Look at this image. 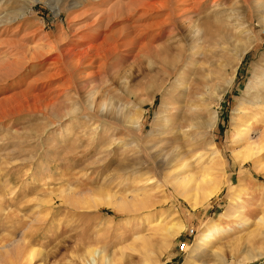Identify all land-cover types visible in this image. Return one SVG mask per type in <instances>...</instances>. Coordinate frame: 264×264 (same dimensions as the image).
<instances>
[{
	"label": "rangeland",
	"instance_id": "374dc122",
	"mask_svg": "<svg viewBox=\"0 0 264 264\" xmlns=\"http://www.w3.org/2000/svg\"><path fill=\"white\" fill-rule=\"evenodd\" d=\"M127 1L0 0V99L15 97L0 107V264H20L19 241L39 251L31 264H69L91 247L105 256L104 264H264V150L256 164L235 156L264 129L258 115L249 119L255 107L243 98L264 64V18L243 6L231 25L249 31L237 32L230 45L215 37L202 44L206 95L233 77L212 102L215 127L159 136L171 94L154 91L151 72L133 63L131 49L121 46L100 59V67L82 68L68 90L66 70L57 74L67 49L98 37L106 24L97 21L100 15L124 11ZM224 1L223 7L233 4ZM249 38L256 43L237 59L238 45ZM47 101L54 106L45 108ZM130 120L141 125L138 131ZM93 125L101 144L91 138ZM210 161L218 169L204 179ZM121 163L128 167L122 170ZM181 171L194 176L176 185L171 179ZM209 188L219 190L202 202ZM180 191L198 204L192 208ZM219 220L224 229L202 238ZM171 226L178 232L163 228Z\"/></svg>",
	"mask_w": 264,
	"mask_h": 264
},
{
	"label": "bare ground",
	"instance_id": "6f19581e",
	"mask_svg": "<svg viewBox=\"0 0 264 264\" xmlns=\"http://www.w3.org/2000/svg\"><path fill=\"white\" fill-rule=\"evenodd\" d=\"M125 4H127V7L124 11L116 13L114 12V10L109 9L108 11L100 15L97 21L101 22L105 20V27L101 30L100 35H97L98 37L93 36L91 38V42L89 44H87L88 42H86V44L84 43L85 46H83L81 49H74L75 47L73 49H67L68 52L66 54V60L64 62L65 67H59L60 69H58L59 72L57 73L61 75H65V73L68 74L67 78L65 77L66 79L63 86L66 87L67 90L70 89L73 86L75 79L78 78L79 75H83L84 69L90 67L93 69L95 68L94 65H96V63H98L97 67H100L104 64L108 57L111 54L115 53L121 46L126 49L129 48V50L126 51L131 52L130 49L132 50V55L134 57L133 63H144L146 70L151 72L152 84L156 82V84L154 85V91L162 93V95L165 96H169L171 94L170 96L172 100L169 104L170 106H166L165 109L161 110L162 113L160 115V125L164 127V129L161 132L156 133V135L160 136V134L168 132H186L189 129L195 128H200V130H203V132L205 130L206 133V131L213 129L217 123V113L215 112L216 110L214 111V109H212V102L217 101L222 97L228 86H230L229 84L232 83L233 77L226 81V85H223V87L214 88L211 91V94H209L208 92L209 95H206V88L208 89L207 83L204 80V74H206V72L202 74L201 70L199 69V56L201 55L202 44L203 42L208 41L211 37L218 38L220 40L218 43L222 42V44L225 45L232 44V40L236 36L235 34L237 32H240L241 34L246 33L249 30L247 26H244L243 29L239 31L236 28L237 26L235 24L231 25L233 19L231 18V16L238 14L241 10H243L244 7L246 9L252 8L255 17H257L261 22L264 20V0H233V4L228 5L229 7H223L225 4L224 0H131L127 1ZM121 22H124L123 25H119V23ZM241 24H243V22H241ZM221 25L223 26V29L219 28L221 27ZM230 25L232 28H230ZM262 25L264 28V23H262ZM233 28L234 31L233 33H231L230 30ZM85 36L86 35H84V38ZM87 36L90 37L92 35ZM251 38H249L250 40L248 39V41L246 40L245 43L238 45L239 49L236 54L237 59L240 60L242 55L256 43V41L252 40ZM100 59H103L105 61H101ZM239 60L237 61L239 62ZM64 69L66 70L65 73ZM91 74L92 73H88L85 74V76L89 77ZM157 76H160L159 82H157ZM247 85L248 86L245 90V97H242L246 102L251 103L252 107H255V111L252 112L253 114L251 115V117H249V115L248 117L249 119L255 118L254 115L256 114L262 119L261 122H264V64L260 66V69L253 75L252 79ZM125 86H127V84ZM127 87H129V85ZM128 93L130 92L128 91ZM17 95L20 96V94ZM13 96L14 95L7 96L4 97V99L1 98L0 107L3 106L7 101H12ZM100 99H98V102H100ZM95 102L97 101L95 100ZM43 105L45 108H48L49 105L54 106V103L51 101H47L43 103ZM3 107L6 108V106ZM87 114L90 113L88 112ZM62 115H60V119H62L61 117L64 116ZM96 116L100 117V115ZM89 117L90 115L88 116V118ZM249 119L247 118V120ZM94 121L95 120H93V122ZM134 123L136 124L135 129H137L138 131L141 125H139L137 121H135ZM96 129L97 128L93 125V128L91 129V138L93 139H95V135L97 134H95ZM240 134L242 135L243 132ZM246 134H248V132H246ZM94 141L96 143L100 142L96 139ZM99 144H101V142ZM243 150L244 151H241L242 153L238 151L235 156L240 158L241 161L250 159L253 164H256L257 161H259L258 157H256L257 152L264 150V129L260 133L259 137L251 144L244 147ZM80 158L78 157L79 160L77 159V161H80ZM187 160L188 159H184L181 162L182 167L187 166ZM214 162L210 161L208 163V166L204 167L202 171L204 172L203 178L206 177V173L210 171L213 172V169H218V162ZM118 167L122 168L123 170L127 168L128 165L121 163L118 165ZM212 172L210 173L212 174ZM185 173L186 172L181 171L179 175L173 176L171 180L176 185L183 184L189 179L188 177L194 176L188 175L189 173L186 175ZM215 183L218 185L219 182ZM218 190L219 189L217 188L206 189L204 193H202V199L200 200L203 202L211 194H213L215 191L217 192ZM180 193L192 208H194L195 205L198 204V200L190 194H187V196H185V191H180ZM123 205L124 204L121 203H117V205H115L114 203V206H116L117 208L122 207ZM222 218L223 216L219 219ZM208 225L203 230L202 238L207 237L213 230L218 231L216 233L218 234L222 229H224L221 220H219V222H215L213 225ZM163 228L170 235L172 233L178 232L179 229L178 227L175 228L173 226L169 228ZM140 238L142 239V237ZM216 238L217 236H215V239ZM144 239L145 238H143V240ZM30 243L29 241L27 243L24 241H19L17 244H15L18 245V250L17 252L15 251V254H17L18 259L21 260L20 264H31L32 260L39 252L35 251V249L32 248V244ZM105 262V256H102L100 254V251L96 247H91L85 251L80 252V254L73 256V258L70 259L69 264H104ZM143 264H149V262L145 261Z\"/></svg>",
	"mask_w": 264,
	"mask_h": 264
},
{
	"label": "built area",
	"instance_id": "2783aa9c",
	"mask_svg": "<svg viewBox=\"0 0 264 264\" xmlns=\"http://www.w3.org/2000/svg\"><path fill=\"white\" fill-rule=\"evenodd\" d=\"M193 231V229L191 228L190 229V233ZM185 247V242H183V243H181V245H180V248L182 249V248H184Z\"/></svg>",
	"mask_w": 264,
	"mask_h": 264
}]
</instances>
